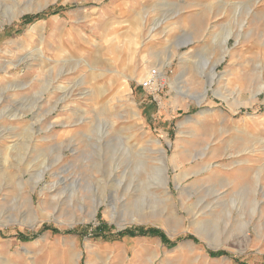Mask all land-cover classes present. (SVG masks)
Masks as SVG:
<instances>
[{
  "label": "rangeland",
  "instance_id": "obj_1",
  "mask_svg": "<svg viewBox=\"0 0 264 264\" xmlns=\"http://www.w3.org/2000/svg\"><path fill=\"white\" fill-rule=\"evenodd\" d=\"M0 264H264V0H0Z\"/></svg>",
  "mask_w": 264,
  "mask_h": 264
},
{
  "label": "bare ground",
  "instance_id": "obj_2",
  "mask_svg": "<svg viewBox=\"0 0 264 264\" xmlns=\"http://www.w3.org/2000/svg\"><path fill=\"white\" fill-rule=\"evenodd\" d=\"M243 26H244V23L242 22L241 27H243ZM228 37H229V34H224L220 38H221V40L223 42H226L227 39H228ZM255 140H258V138L255 139ZM42 175L43 174L40 173L39 174V177L42 178ZM156 183L158 184L159 187L165 189V186H166V183H167L166 166H162L161 169L159 170L158 176L156 178ZM136 186H137L136 187L137 195L135 196L136 198H134L132 202H129V203H125L124 204V209H125V214L124 215L127 218H134L135 216H137L139 218H143V217H147L148 215H150V213L153 215V213L155 212L154 210H151L150 213H147L145 211L144 204H146L147 201H145V196H144L145 195V192H144V189L141 188V187H139L138 185H136ZM130 188H131V185H127L125 187V191H129ZM158 199H159V200H157L158 202L159 201H164V199H160V198H158ZM112 207H113L112 210H111L112 211V214H115V204ZM148 208H150V207H148Z\"/></svg>",
  "mask_w": 264,
  "mask_h": 264
},
{
  "label": "built area",
  "instance_id": "obj_3",
  "mask_svg": "<svg viewBox=\"0 0 264 264\" xmlns=\"http://www.w3.org/2000/svg\"><path fill=\"white\" fill-rule=\"evenodd\" d=\"M158 76L159 73L157 72V70L153 69V71L149 74V77L143 83L144 87L154 88L158 83Z\"/></svg>",
  "mask_w": 264,
  "mask_h": 264
},
{
  "label": "crops",
  "instance_id": "obj_4",
  "mask_svg": "<svg viewBox=\"0 0 264 264\" xmlns=\"http://www.w3.org/2000/svg\"><path fill=\"white\" fill-rule=\"evenodd\" d=\"M11 19V18H10ZM123 20L118 21V23H122ZM158 53L156 51H153L149 56V59L153 62V65L157 64V62L153 61L152 57L156 56Z\"/></svg>",
  "mask_w": 264,
  "mask_h": 264
}]
</instances>
